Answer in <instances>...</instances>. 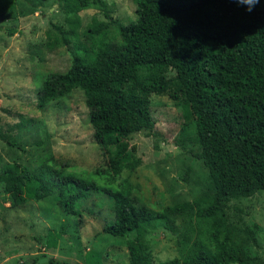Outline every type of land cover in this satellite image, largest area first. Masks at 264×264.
I'll use <instances>...</instances> for the list:
<instances>
[{"label":"trees","instance_id":"trees-1","mask_svg":"<svg viewBox=\"0 0 264 264\" xmlns=\"http://www.w3.org/2000/svg\"><path fill=\"white\" fill-rule=\"evenodd\" d=\"M21 1L33 13L43 8V0H0V18H11ZM131 2L132 20L117 23L106 15L108 21L93 19L81 32L79 13L102 6V0H60L64 23H49L45 31L46 48L65 47L71 62L66 72L45 76L36 91V107L44 111L81 91L106 165L90 172L56 163L38 172L5 165L0 184L14 208L54 197L71 216H80L91 196L107 197L113 219L102 234L126 239L132 264H153L142 239L146 228L160 222L169 229L170 217L192 205L156 211L140 204L133 186L120 179L141 163L127 137L154 127L152 95L169 96L192 120L197 157L213 186L210 204L197 211L199 216L212 218L230 199L264 191V0L252 13L232 0ZM110 24L119 42L105 38ZM31 123L21 116L16 127L22 130ZM231 235L225 226L222 239L214 232L209 245L193 240L181 259L158 264H264L251 261ZM58 239L48 233L46 247L55 248ZM84 261L102 264V257L89 250Z\"/></svg>","mask_w":264,"mask_h":264},{"label":"rangeland","instance_id":"rangeland-1","mask_svg":"<svg viewBox=\"0 0 264 264\" xmlns=\"http://www.w3.org/2000/svg\"><path fill=\"white\" fill-rule=\"evenodd\" d=\"M102 2V6L79 13L81 32L93 19L108 21L106 15L117 23L133 19L131 0ZM64 19L60 0H43V8L36 13L17 2L11 18H0V168L15 164L38 172L56 163L90 172L106 165L93 139L81 91H73L44 111L36 107V91L45 76L64 73L70 66V52L65 47L48 50L45 46L49 23L60 25ZM105 38L120 41L115 25L108 26ZM81 40L89 45L83 36ZM150 101L154 127L127 137L141 163L134 171L123 172L120 179L133 186V196L140 204L156 211L192 205L170 217L169 229L160 222L146 228L142 239L152 263L181 259L193 240L209 245L214 232L222 239L225 226L232 230L234 242L243 244L251 261L263 262L264 191L230 199L212 218L199 216L197 211L210 204L213 186L197 157L200 148L194 142L192 120L167 95H152ZM21 116L32 120L22 130L16 127ZM80 213L67 215L54 197L14 208L0 184V264H85L89 250L101 255L102 264H132L127 240L101 232L113 219L107 197L91 196ZM50 232L59 235L55 248L45 245Z\"/></svg>","mask_w":264,"mask_h":264},{"label":"clouds","instance_id":"clouds-1","mask_svg":"<svg viewBox=\"0 0 264 264\" xmlns=\"http://www.w3.org/2000/svg\"><path fill=\"white\" fill-rule=\"evenodd\" d=\"M232 2L243 7L246 12L252 13L261 0H232Z\"/></svg>","mask_w":264,"mask_h":264}]
</instances>
